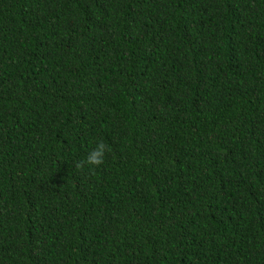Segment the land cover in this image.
<instances>
[{
	"label": "trees",
	"instance_id": "trees-1",
	"mask_svg": "<svg viewBox=\"0 0 264 264\" xmlns=\"http://www.w3.org/2000/svg\"><path fill=\"white\" fill-rule=\"evenodd\" d=\"M0 264H264V0H0Z\"/></svg>",
	"mask_w": 264,
	"mask_h": 264
},
{
	"label": "clouds",
	"instance_id": "clouds-1",
	"mask_svg": "<svg viewBox=\"0 0 264 264\" xmlns=\"http://www.w3.org/2000/svg\"><path fill=\"white\" fill-rule=\"evenodd\" d=\"M109 151V146L100 140L83 160L76 161L75 166L81 170L88 167L89 171L94 173L95 169L105 162L106 153Z\"/></svg>",
	"mask_w": 264,
	"mask_h": 264
}]
</instances>
